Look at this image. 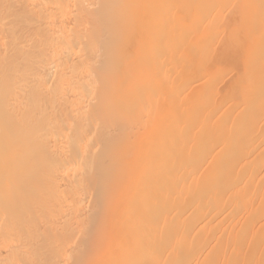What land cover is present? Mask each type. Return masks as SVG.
<instances>
[{"label": "bare ground", "instance_id": "1", "mask_svg": "<svg viewBox=\"0 0 264 264\" xmlns=\"http://www.w3.org/2000/svg\"><path fill=\"white\" fill-rule=\"evenodd\" d=\"M0 264H264V0H0Z\"/></svg>", "mask_w": 264, "mask_h": 264}]
</instances>
